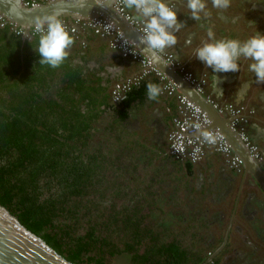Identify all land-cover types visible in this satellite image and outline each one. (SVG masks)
I'll return each mask as SVG.
<instances>
[{"label":"trees","instance_id":"16d2710c","mask_svg":"<svg viewBox=\"0 0 264 264\" xmlns=\"http://www.w3.org/2000/svg\"><path fill=\"white\" fill-rule=\"evenodd\" d=\"M3 25L0 202L65 257L80 264H113L119 259L124 264L204 261L216 245L204 246L199 226L184 224L188 213L180 215L177 223L167 222L181 178L171 163L159 165L154 159L155 155L158 160L164 158L158 155L165 144L145 153L146 145L122 123L138 109L146 84L156 83L155 79L143 75L122 100L114 101L112 85L120 79L107 76L102 83L103 75L96 74L101 65L87 64L92 55H87L79 28L69 31L75 40L74 53L69 51L61 67L53 69L39 64L35 37L23 39L10 29L9 22ZM82 28L106 38L109 44V38L95 33L90 25ZM80 49L82 63L74 58ZM21 58L25 62L22 71ZM149 72L158 80L153 70ZM182 160L191 173V160ZM172 179L176 182L169 183ZM210 221L207 217L200 223L207 222L209 227ZM188 235L200 240L191 246L185 241ZM217 261L213 257L208 264Z\"/></svg>","mask_w":264,"mask_h":264},{"label":"crops","instance_id":"0c3cea01","mask_svg":"<svg viewBox=\"0 0 264 264\" xmlns=\"http://www.w3.org/2000/svg\"><path fill=\"white\" fill-rule=\"evenodd\" d=\"M168 2L175 4L177 19L185 23V26L175 33L177 44L174 48L165 50V53L161 54V59L166 62V55L171 52L175 55L176 60H174L171 65L166 66L165 63L154 61L145 54L143 44L142 46L140 45L142 48L134 44V47L162 72L163 77L158 75L157 80L155 75L151 72H146L144 74L149 80L155 79L157 85L162 89V94L156 100L148 101L146 99V93H143V99L140 100V102H142L141 105H139L137 110L136 108L134 109L135 112L133 114H138V122L136 130H134L133 133L137 135L146 147L152 150L159 147L161 148V145L164 143L165 149L158 155V157L165 155L164 158L158 160L156 156L155 159L159 165H163L164 162L170 163L166 161L168 157L166 153L167 134L172 126L173 117L180 113L179 102L175 92H183L207 111L210 117L209 127L218 128L224 133L226 132L225 134L230 136L227 137L229 141L231 137L235 138V145L240 148V152L239 149L236 150L234 146L233 148L246 157L244 159L246 167L244 166V168L245 171H247V187H249V190L252 186V182L249 179L252 177H249V172L251 169H259L250 164L249 159H247L246 151L242 147L239 139L236 136H231L232 131L229 129L228 115L219 113L212 106L211 102L222 104L228 101H235L244 104L248 108L253 107L255 109V114L249 117L250 121L247 124V130L255 142L264 150V83L257 84L255 82V75L248 70V64L250 62L244 58H241L238 62L240 71L235 73H214L211 68H207L199 59L195 58V49L198 48L204 40L208 39L207 29L209 28L213 31L216 39H239V35L234 34V32L236 33L234 27L235 21H233V14L230 12L229 8L223 11L214 9L212 8L211 0H206L210 15L208 17L202 16L200 21H195L191 18L190 12L185 6L186 0H168ZM127 29L128 32L126 33L133 39L138 36V34L128 28V26ZM79 30L81 34L80 40H86L87 45L85 49L88 57L92 55L88 60V62L90 61L92 63L89 66L101 65V68H97L96 74L100 76L103 75L102 83L105 82L104 78H107V76L111 78L117 76L119 79H124L128 76L141 73L143 66L140 61L132 57H122L119 54L120 52L118 53L116 50L109 47L106 38L94 34L91 30L82 27H79ZM129 36L126 35L128 38ZM129 39L132 40L131 38ZM75 46L69 49L71 54L74 53ZM101 46H103V48ZM82 53L84 52L80 49L75 54V56L79 54V57H74L76 61L81 63L83 62L82 56L80 55ZM99 59L101 63L97 61ZM160 67L169 71L170 76L162 71ZM186 72H190L195 78L194 84L184 78ZM176 73L181 76L179 78V83L172 78L176 76ZM213 75L221 77V82L217 87L222 89L223 96L218 95L212 87ZM202 78H205V81L201 83L202 89H197L196 82L202 80ZM168 83L175 86V90L172 93H169L166 88ZM194 92H196L198 96L197 99L194 98ZM200 94H202L203 97ZM226 161L228 160L223 153L211 147H207L202 160L192 166V169L193 167L194 169L190 173L191 177L188 178L186 172L182 173L186 181L181 179V184L178 182L177 188L179 191L184 190L187 188V182H191L190 180L193 179L202 182L203 180L211 181L217 177L216 179L218 181L223 176L234 180L236 172L227 165ZM175 182L176 181L173 179L169 180V183ZM260 186L261 184H255L253 188H256L258 191V189L260 190ZM184 191L185 193L181 198L183 201L189 199V205L187 201L185 203L188 209H191L189 206L193 204V196H189V193H192V191ZM260 193H263L262 190ZM247 194L248 193H244L240 195L237 205V214H233L231 206L228 208L226 204L221 205L222 208L215 212L216 215L206 213L203 210L199 212L200 209L197 211H195V209H192V211L184 209L189 215H186L184 224L188 223L192 226V223H194V226H196V224L200 226L198 224L200 223L198 218L193 215L195 212H198L196 214L199 216L200 221H205L207 217L211 219V224H209L210 227L203 231L204 237H202L201 240H203L204 246H216L212 254L206 257V264H208V260H212L213 257H217V264H264V236L261 231L263 226L261 222L263 221L255 216L257 212L254 211L255 207L251 205V201ZM253 198L255 200V197ZM184 214L185 212H183V216ZM248 216L253 218L250 219ZM248 222H252L249 226V230L241 227L242 223ZM206 224L208 223L206 222ZM242 247L244 248L243 255H241ZM247 247L253 248L252 251L257 250L255 253L256 255L250 256L249 252L246 251ZM216 249H218V251H216L217 254H214ZM261 252L262 254H260Z\"/></svg>","mask_w":264,"mask_h":264},{"label":"clouds","instance_id":"9594fccd","mask_svg":"<svg viewBox=\"0 0 264 264\" xmlns=\"http://www.w3.org/2000/svg\"><path fill=\"white\" fill-rule=\"evenodd\" d=\"M8 5H10V15L22 18L21 10L25 8L24 0H10ZM120 5L121 10L126 9L130 13L128 20L140 26L142 33L140 41L144 45L145 54L154 61L165 63L166 66L171 65L176 60L175 55L168 53V60L165 62L162 61L161 54L167 49L174 48L177 44L175 33L185 26V23L177 19L175 4L169 3L168 0H120ZM211 5L212 8L223 11L230 7L231 0H211ZM185 6L195 21H200L202 16L210 15L206 0H186ZM31 7L35 9L40 5L33 3ZM122 16L124 17L123 14ZM3 26L0 23V27ZM16 34L23 35L27 39L29 34L35 37L37 42L35 51L40 56L39 64L53 69L61 67L69 56V49L75 42L67 25L57 14L36 15L25 31H18ZM207 37L208 39L204 40L194 53L195 58L207 68H211L214 73H235L240 71L238 62L244 58L250 62L248 70L255 75V82L264 83V35L255 31V34L248 38L246 35L240 39H216L209 28ZM220 82L221 77L213 75L212 87L218 95L223 96L222 89L217 87ZM146 90L148 101H154L162 94L161 87L152 82L146 84ZM177 93L178 91L175 92ZM195 127L200 129L199 124ZM200 135L204 142L216 143L217 138L212 132L202 130ZM196 151L199 149L197 148Z\"/></svg>","mask_w":264,"mask_h":264},{"label":"flooded vegetation","instance_id":"af4514ba","mask_svg":"<svg viewBox=\"0 0 264 264\" xmlns=\"http://www.w3.org/2000/svg\"><path fill=\"white\" fill-rule=\"evenodd\" d=\"M229 9H230V12H232V14H233V21H235L234 27L236 29V33L234 32V34L239 35V39L241 37L246 36V35L248 38L250 35L255 34V31L259 32L261 35H264V0H231V5H230ZM67 20L69 21V19H67ZM10 29L13 30V28L11 26H10ZM22 38L24 39L25 36L22 35ZM108 45L110 48H112L110 46V44H108ZM112 49H114V48H112ZM114 50H116V49H114ZM116 51L119 52L118 50H116ZM121 56H122V54H121ZM76 57H79V54H77L75 56V58ZM129 58H131V57H129ZM87 64L90 65L92 63L90 61L89 62L87 61ZM24 65H25V62H24L23 58H21L20 59V67H19L20 71H22L24 69ZM9 74H11V72ZM120 80H123V79H120ZM230 102H233L237 105H243V107L245 108V111H246V112L244 111L245 116H246V121L244 122L243 125H244L245 132L248 136V141L250 144L253 145V149H251L248 144L243 142L240 139V137L236 134V132H235V135L237 136V138L241 142L242 147L246 151L247 159H249L250 164L259 169V170L251 169L249 172V177H252V178H249L250 181L252 182V186L248 190V188H249V187H247L248 179L246 176L247 171H245V168H244V166L246 167L245 161H244V159L246 157L244 154L242 155L238 152L242 157V161L240 163L234 165V164H231L230 162L226 161L227 165L229 167H231L232 169H234L236 172L234 180H231V178H226L223 176L218 181L216 179L217 177L212 179L211 181L210 180H208V181L203 180L202 182L197 180V179H193V180H190L191 182H187V188H185L184 190L192 191V193H189V196H193V204H190V206L191 205L192 206L191 207L189 206V208L195 209V211L200 209L199 212H201V210H203L206 213H209V214L212 213L214 215H216L215 214L216 211H219L222 208L221 205H225V204L228 206V208L231 206V211L233 214H237V205H238L240 195L244 194V193H248L247 196L251 201L250 203H251V205H254V207H255L254 211L257 212V214H255V216L258 217V219H261L263 221V222H261L263 224L261 231H262V234L264 236V150L262 149V147L258 143L255 142V140L251 137V135L249 134V132L247 130L248 129L247 124L250 121L249 117L255 114V109L253 107L248 108L244 104L239 103V102H235V101H230ZM137 116H138V114H129L127 118L122 120V123L125 126H127L130 130L134 131V130H136V125L138 122ZM132 135L137 137V135L135 133H132ZM157 138H158V135H157ZM158 149L159 148H155L153 150L155 151ZM149 150L151 151L152 149H149L147 147H145V149H144L145 153H148ZM234 151H236V150L234 149ZM166 153L168 154L166 161H169L171 163L172 171L176 172L177 175L183 180L185 177L184 175H182L183 172H186L187 174L186 173L185 174L187 175L188 178H190L191 177L190 173H188V171L184 165V162L186 160H182V158L179 159V157H176L175 155L171 154L168 150V144H167ZM122 155H123V153H122ZM124 156L125 155H123V157ZM155 157H156V155L154 156V159H155ZM129 158H131V157H129ZM202 158L197 160V161H191V168L194 164L196 165V163H198V161L202 160ZM193 169H194V167H193ZM191 175H193V174H191ZM184 181H186V180H184ZM255 184H258V185L261 184L260 190L258 189V191H257L256 188H253V186ZM184 190H180V191L178 190V197H177L178 199L172 202L173 209L174 208L175 209L183 208L186 210L188 209V207L186 206L187 204L185 202L187 201V203H188L189 199H187L186 201H183V199L181 198V196L184 195V193H185ZM261 190L263 193H260ZM253 197H255V200ZM188 205H189V203H188ZM248 218H250V217L248 216ZM251 218H253V217H251ZM200 222H202V221H200ZM251 223L250 222L242 223L241 227L245 228V229L247 228L249 230V226ZM261 223H259V224H261ZM198 224L200 225L199 226L200 227L199 233H200V235H202L203 231L205 229H207L208 226L206 224H202V225H201V223H198ZM209 227H210V225H209ZM191 230L192 229H190L189 232ZM196 238H197L196 236H191V238H190V235H188V236H186L185 241L187 242V244L194 246V244L197 243L196 241L200 240V239H196ZM252 249L253 248H249V247H247V249H246V251L249 252L250 256L256 255L255 253L257 250H255V251L253 250L254 251L253 252ZM216 251H218V249L215 250L214 254H217ZM243 251H244V248L242 247L241 255H243ZM211 254H212V252H209L208 257ZM260 254H262V252ZM210 258H212V257H210ZM205 260H207V258ZM205 260L202 261L200 264H206L207 262H205ZM210 260L211 259H209L208 261H210ZM119 261H120V259L115 261L114 264H124L123 261L121 263H119Z\"/></svg>","mask_w":264,"mask_h":264},{"label":"built area","instance_id":"2783aa9c","mask_svg":"<svg viewBox=\"0 0 264 264\" xmlns=\"http://www.w3.org/2000/svg\"><path fill=\"white\" fill-rule=\"evenodd\" d=\"M39 1L40 0H24V3L31 5ZM113 4L116 10L123 14L128 20L127 17L130 13L126 9L121 10L122 6L120 5V0H114ZM63 21L67 25L70 32H74L79 27H82V25H90L95 33L107 36L109 38L110 46L118 50L122 56H130L141 62L143 68L140 74H134L123 80H117L114 82L111 90L114 101L122 100L126 96V91L129 89L131 84L138 83L139 79L150 70H154L158 75H160V77H163L162 72L157 69L156 66H153L150 60L144 57L140 51L134 47L135 43L127 38L124 33L109 19L98 15L93 18H76L73 19V21ZM6 22H9L13 30H16L17 32L25 31V29L20 26H15L11 21H8L4 15L0 14V23L5 24ZM128 22L141 33L139 25L133 24L129 20ZM166 59L168 60V54L166 55ZM184 76L186 80L192 83L195 81V78L190 72H186ZM204 81L205 78H202V80H198V82H196L197 89H202L201 83ZM166 88L168 92H173L175 90V86L169 83L166 85ZM177 98L180 113L173 117L172 126L167 134L169 152L182 159L187 157L191 161H197L203 157L205 149L207 147H211L212 149L223 153L228 162L231 164L235 165L240 163L242 161V157L238 152L234 151L226 134L218 128L209 127L210 117L207 111L183 92L178 91ZM211 104L219 113L228 115L230 128L236 132L243 142L248 144L250 148L253 149V145L249 143L248 136L243 125L246 121L244 113L245 108L243 105H237L233 102H224L220 104L213 101ZM197 124L200 125V129L195 127ZM202 130L212 132L217 138L216 143L208 144L204 142L202 136L200 135ZM197 148L199 151H196Z\"/></svg>","mask_w":264,"mask_h":264},{"label":"water","instance_id":"95a60500","mask_svg":"<svg viewBox=\"0 0 264 264\" xmlns=\"http://www.w3.org/2000/svg\"><path fill=\"white\" fill-rule=\"evenodd\" d=\"M10 0H0V14L4 15L15 26L27 29L36 15L57 14L62 18L73 21L76 18H93L102 15L116 25L126 36H129L128 28L135 31L138 36L129 38L140 47L141 33L120 12L113 4L114 0H41L37 2L40 7L33 9L31 5L25 4L22 11V18L9 14L8 3ZM128 38V37H127ZM142 48V47H140ZM161 68V67H160ZM170 76L169 71L162 69ZM172 77V76H171ZM180 74L172 77L179 83ZM195 99H197V94ZM202 97L203 95L200 94ZM231 129V128H229ZM232 131V132H231ZM231 136H236L231 129ZM226 133V132H225ZM230 134V133H228ZM227 137H230L226 134ZM237 137V136H236ZM230 143L237 150L235 138H230ZM0 264H80L65 257L55 247L46 241L40 234L25 226L18 216L11 212L8 207L0 202ZM86 264H94L92 262ZM114 264V263H113Z\"/></svg>","mask_w":264,"mask_h":264},{"label":"rangeland","instance_id":"374dc122","mask_svg":"<svg viewBox=\"0 0 264 264\" xmlns=\"http://www.w3.org/2000/svg\"><path fill=\"white\" fill-rule=\"evenodd\" d=\"M41 1V0H40ZM65 21H68L67 19H63ZM9 21V20H8ZM13 23V22H12ZM14 24V23H13ZM12 24V25H13ZM11 26V25H10ZM230 102V101H228ZM93 138H96L95 136H93ZM164 190V187L160 190L161 192ZM171 211V210H170ZM167 212V215H166V218L168 219V223H171V222H174V223H177V218H179L180 215H183V212L186 213V211H184L183 208H179V209H175L172 211V212ZM156 215H160V212L159 211H156L155 213ZM51 234V233H50Z\"/></svg>","mask_w":264,"mask_h":264}]
</instances>
